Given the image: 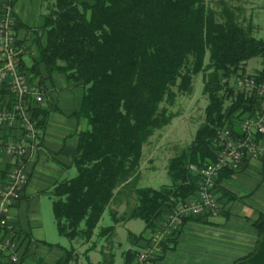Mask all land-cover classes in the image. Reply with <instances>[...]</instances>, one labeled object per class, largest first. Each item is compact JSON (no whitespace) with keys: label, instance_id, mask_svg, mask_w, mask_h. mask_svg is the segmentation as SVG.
Here are the masks:
<instances>
[{"label":"trees","instance_id":"trees-1","mask_svg":"<svg viewBox=\"0 0 264 264\" xmlns=\"http://www.w3.org/2000/svg\"><path fill=\"white\" fill-rule=\"evenodd\" d=\"M44 1L40 30L46 44L38 42L35 64L83 90L78 116L87 123L73 158L76 175L50 192L57 233L71 244H88L108 213L113 225L98 231L97 242L111 246L118 224L140 221L143 236L129 234V239L134 246L146 244L171 211L196 191V173L215 159L216 131H235L242 118L253 114V101L235 95L228 81L245 76V64L259 58L262 70L256 76L264 82V40L253 37L255 28L243 7L225 0L218 3L220 10L204 0ZM198 76L208 100L204 124L191 145L169 160L171 185L139 189L143 149L177 117L170 110L179 96L193 94ZM40 112L34 109V118ZM41 115L39 128L46 117ZM122 203L127 207L119 214L116 208ZM255 229L253 253L235 264H264V215L258 216ZM101 256L100 264H113V252ZM75 260L72 247L57 264Z\"/></svg>","mask_w":264,"mask_h":264},{"label":"crops","instance_id":"crops-1","mask_svg":"<svg viewBox=\"0 0 264 264\" xmlns=\"http://www.w3.org/2000/svg\"><path fill=\"white\" fill-rule=\"evenodd\" d=\"M249 2L260 9L254 0ZM45 7L44 0H15L14 4L17 46L22 50L21 68L30 83L42 94L39 116L41 119V113L46 116L40 128L38 149L31 154L26 164L28 184L21 197L12 203L8 215L9 223L22 238L18 264H57L65 258L68 250L57 242L47 240L43 229V213L46 206L52 204L51 190L76 175L73 158L78 136L87 129L86 120L78 116L83 90L64 75L49 72L44 65L35 64L38 42L43 47L46 44L45 34L40 30ZM249 13L253 27L257 31L261 30L264 27V11L251 6ZM249 62L244 67L246 76L256 75L262 70L261 60L260 70L249 68ZM7 100V93L0 90V104ZM18 136L16 131H0V147ZM261 143L264 147V137ZM9 164L10 160L0 154V180L5 179ZM216 193L221 205L220 214L216 218L201 217L185 221L177 234L170 238L155 264H235L253 253L258 241L255 221L260 214L264 215V154L257 161L246 162L238 172L222 176ZM126 207L127 204L122 203L116 211L122 214ZM134 222L118 224L116 227L126 228ZM143 233V223L141 228L128 231L127 249L120 253L121 264L132 261L136 251L145 246L140 241L134 246L129 234L138 237L143 236ZM97 234L95 232L90 243L82 245L85 246L83 256L98 253L102 261L101 252L107 254L109 251L113 252L115 264V250L120 249V244L116 242V230L111 246L105 240L97 242ZM144 236L146 239L149 235ZM93 243L97 244L94 250H90ZM70 246L71 249L73 244L70 243ZM129 251L132 255L126 258ZM74 255L76 262L73 264H79L76 258L78 250L74 249ZM2 264L7 263L3 261Z\"/></svg>","mask_w":264,"mask_h":264},{"label":"built area","instance_id":"built-area-1","mask_svg":"<svg viewBox=\"0 0 264 264\" xmlns=\"http://www.w3.org/2000/svg\"><path fill=\"white\" fill-rule=\"evenodd\" d=\"M14 4L15 0H0V90L8 97L0 104V131L19 133L17 138L0 147V154L10 160L5 179L0 180V264L3 261L19 263L22 238L9 223L8 215L12 203L21 197L28 184L26 164L37 151L41 137L39 120L34 118L33 110L43 103L37 87L20 71L22 50L17 46ZM233 93L253 101V114L242 118L235 131L226 128L216 131L213 140L215 159L196 173V191L171 211L128 264H155L185 221L216 218L221 212L216 193L220 176L224 172L236 173L246 162L257 161L263 156L264 82H259L256 75H245L234 81Z\"/></svg>","mask_w":264,"mask_h":264},{"label":"rangeland","instance_id":"rangeland-1","mask_svg":"<svg viewBox=\"0 0 264 264\" xmlns=\"http://www.w3.org/2000/svg\"><path fill=\"white\" fill-rule=\"evenodd\" d=\"M204 1L212 8L220 10L218 3L221 0ZM225 1L232 7H243L245 10L244 17L246 19L249 18L251 6H255L256 10H260L261 12L264 11V0H254L260 9L257 8V6L253 3L251 4L249 2L251 0ZM258 31L256 29L254 30L253 37L257 40H264V27ZM248 67L260 70V59L255 58L250 60ZM235 80L236 79L231 78L228 82L229 87L232 90L234 89ZM207 105L208 100L206 96L203 95L202 76H198L194 80L193 94L190 96H179L175 106L170 110V112L177 117L171 121L169 126L163 129L161 132L156 133L155 136L151 138L149 144L143 149L142 160L140 163V177L138 181L139 189H151L157 191L171 185L167 175L168 162L191 145L197 131L205 122V109ZM228 105L229 102L226 103V106ZM112 225L113 223L111 218L109 214L106 213L103 215L96 232L98 233L101 228H108ZM141 226L142 223L140 221H135L133 224H129L126 228L122 226L116 227V242L120 244V249L118 251L115 248V264L122 263L120 253L127 249L128 231H135L136 228H141ZM43 229L49 242H57L64 249L68 251L70 250V243L67 240L61 238L56 232L50 205L46 206V211L43 213ZM73 248L78 250V256L76 258L78 259L79 264H96L97 262L101 261L98 253H89L87 256H83L85 252V246H82L80 243L73 244ZM75 262L76 261H73L71 264Z\"/></svg>","mask_w":264,"mask_h":264}]
</instances>
